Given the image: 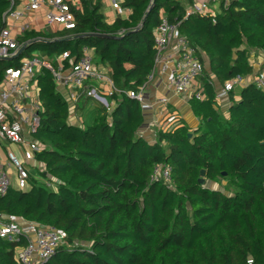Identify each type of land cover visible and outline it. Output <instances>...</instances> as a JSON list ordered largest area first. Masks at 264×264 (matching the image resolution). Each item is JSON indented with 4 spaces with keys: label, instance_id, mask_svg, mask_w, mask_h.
Instances as JSON below:
<instances>
[{
    "label": "trees",
    "instance_id": "trees-1",
    "mask_svg": "<svg viewBox=\"0 0 264 264\" xmlns=\"http://www.w3.org/2000/svg\"><path fill=\"white\" fill-rule=\"evenodd\" d=\"M12 1L19 4L0 0V30ZM75 1V28L21 35L26 50L0 60V85L27 58L40 54L59 65L68 53L62 61L70 68L89 47L123 92L109 95L113 105H96L91 124L75 122L72 102L52 72L39 68V175L31 174L30 189L12 187L1 196L0 213L64 233L45 264H264V89L249 81L238 98L230 92L226 109L217 98L227 81L254 75L252 53L264 52V0H222L218 13L189 16L195 0H122L129 15L111 20L103 0ZM165 15L179 23L206 68L197 80L202 98L189 100L198 126L172 111L152 140L140 134L143 106L125 91L148 83ZM159 166L171 168L169 182L152 179ZM26 245L24 238H0V264H21Z\"/></svg>",
    "mask_w": 264,
    "mask_h": 264
},
{
    "label": "built area",
    "instance_id": "built-area-1",
    "mask_svg": "<svg viewBox=\"0 0 264 264\" xmlns=\"http://www.w3.org/2000/svg\"><path fill=\"white\" fill-rule=\"evenodd\" d=\"M104 1V0H103ZM74 5L76 1L72 0ZM122 0H109L112 11L120 15L128 9L122 7ZM212 0L194 3L187 6V16L199 13L207 14ZM42 17L49 27L74 29L76 18L69 0H19L16 6L11 2L9 9L2 15L6 27L0 30V60L17 55L22 45L19 37L29 30L37 29L35 24ZM155 67L148 83L157 71L166 77L168 85L177 95H194L202 98V91H196L194 86L203 74L206 65L198 56L197 49L179 30V23L171 22L165 15L161 24L155 30ZM65 53L59 65H54L44 56L37 54L27 58L21 69H9L3 83L0 85V141L17 145L18 150L6 147V159H0V197L6 195L12 187L28 190L31 187V170L37 165V154L43 150L42 144L35 138L40 125L42 107L39 101H34L31 95L34 78L41 67L49 69L58 86L68 90V100L72 104L80 101L82 96L95 98L106 106L107 99L100 94L97 87L88 88L91 81L105 83L109 86L108 94L122 93L116 88L112 78L99 68L94 61L92 48H84L82 57L70 68H65ZM249 81L264 89V65L252 79L237 76L219 90L218 99L228 98L230 92L237 91ZM147 84L138 90L125 93L146 107L144 92ZM195 88V90H192ZM191 93V94H190ZM168 97L159 98L157 104L168 106ZM173 120V119H171ZM153 180H171V168L159 166L152 175ZM16 182V186L13 185ZM0 238L20 240L24 238L27 245L21 248L18 259L21 264H45L55 251L64 244L65 235L54 227L36 222H29L19 217L0 213ZM253 264V260L248 261Z\"/></svg>",
    "mask_w": 264,
    "mask_h": 264
},
{
    "label": "crops",
    "instance_id": "crops-1",
    "mask_svg": "<svg viewBox=\"0 0 264 264\" xmlns=\"http://www.w3.org/2000/svg\"><path fill=\"white\" fill-rule=\"evenodd\" d=\"M205 1H209V0H195V3H203ZM215 0H212V3ZM222 0H216V2H220L221 4ZM228 1V0H226ZM215 9L218 8V5L215 4L214 6ZM212 13V12H211ZM124 16L129 15V12L127 11L125 14H123ZM116 17V12L112 11L111 13V18L109 20H111L112 18ZM39 21L36 22L35 26L37 29L39 30H52V29H56V27H49L47 26L46 22L44 21V19L42 17H39ZM252 63L254 66V75H252L251 77H249V79H252V77L256 76L257 73L259 72V70L261 69V67L264 65V52L262 51H257V52H253L252 53ZM106 74H108L105 70V68L102 69ZM109 75V74H108ZM111 77V76H110ZM96 85L95 87H97V89L99 90L100 94H102L103 97H105L107 99V97L109 96L108 91H109V86L106 85L105 83H100ZM195 88L198 89L199 86V82L196 81L194 84ZM1 87V86H0ZM59 89L61 90L63 96L65 98H68V90L60 87ZM31 95L33 97L34 101H38V91L36 88L35 83L32 84V91H31ZM240 95V93L237 94L236 92V98H238ZM144 97H145V103L147 104L146 107L144 108V115H145V123L144 126L142 127L140 134L142 135H146L149 139H154L156 136V131L163 126V122L161 121L165 112L169 109L168 106L170 107H174V110L176 113H178L177 109H182V111L184 112L186 110L187 107L190 108L189 113H187L186 115H180L182 118H184L186 120V122L193 128L197 127L199 124V120L196 118V116L194 115V113L192 112L189 100L190 98L184 97V95H177L174 90L168 85L166 77L164 75H162L159 71L156 72L154 78L148 83L146 90L144 92ZM162 97H168L170 102L168 104V106H166L164 109L160 108V105L157 104V101L159 98ZM99 103L101 104H105L102 103L98 100ZM108 102V100H107ZM221 102V107L223 109H226L227 105H228V98L225 99H220ZM109 103V102H108ZM114 104V102H112V105ZM74 116H75V109H76V105L74 104ZM167 113V112H166ZM191 115L192 117H190L192 119L193 122H195L196 124L194 126L191 125V123L189 122L187 116ZM73 116V117H74ZM75 122H79V121H75ZM162 122V123H161ZM163 128V127H161ZM9 146H5V144L3 142L0 141V159L5 160L6 159V152H7V148ZM15 150H18L15 148Z\"/></svg>",
    "mask_w": 264,
    "mask_h": 264
},
{
    "label": "rangeland",
    "instance_id": "rangeland-1",
    "mask_svg": "<svg viewBox=\"0 0 264 264\" xmlns=\"http://www.w3.org/2000/svg\"><path fill=\"white\" fill-rule=\"evenodd\" d=\"M215 4L218 5V8L217 9L214 8ZM220 10H221V8H220V2H216V0L213 3H211L209 5V8H208V12L209 13H211V12L212 13H218ZM103 13L106 15L107 19H110L111 18L112 9L110 7L109 0H104L103 1ZM121 13H122V11H118V13H116V14L120 15ZM105 70L109 74V76H111L110 69H108V68L105 67ZM98 84L99 83L96 82V85H98ZM192 90H195V88H193ZM240 91H241V89L238 88L237 91H236L237 94L240 93ZM187 96L188 95H186L184 97H187ZM188 98H190V96H188ZM85 99H87V98H85ZM107 100H108L109 104L112 103V98L110 96L107 97ZM85 104H86V106L83 109L77 111V113L75 114V116L72 118V121L84 122L87 125L88 124H91L92 123V120L94 118L95 106L96 105L106 106L105 104L99 103L98 100L95 99V98L87 99ZM80 105L82 106L83 105V102ZM73 107H74V104H73ZM160 108L161 109H164L165 106H160ZM168 108L169 109L166 111L167 113L165 112V114H164V116H163L162 119L167 118L169 114L171 115L172 110H174V107L168 106ZM176 110H178V114L183 115V113H184V115H186L187 113H189L190 108L187 107L184 112L182 111V109H177L176 108ZM173 117L174 116H171L167 121H164V122L161 120L163 122V126H161V127H166L172 121L171 119H173ZM190 117H192V116L189 114L187 116V118H188L189 122L191 123V125L194 126L196 123L193 122ZM4 144H5V146H9L12 149H15V148L18 149L17 145L11 144L10 142H6ZM31 174L34 175V176H38L39 175V171L37 169H33V170H31ZM42 183H45L44 180H42ZM13 185L16 186V182L15 181H13Z\"/></svg>",
    "mask_w": 264,
    "mask_h": 264
},
{
    "label": "water",
    "instance_id": "water-1",
    "mask_svg": "<svg viewBox=\"0 0 264 264\" xmlns=\"http://www.w3.org/2000/svg\"><path fill=\"white\" fill-rule=\"evenodd\" d=\"M88 36H92V34L83 35V36H81V37H88ZM102 36H104V35H102ZM104 37H107V36H104ZM25 50H26V45L22 46V47L19 49V51H18V53H17L16 56L21 55ZM189 137H192V134H189ZM224 175H226V173H224ZM204 177H205V171L202 170V171H201V178H204Z\"/></svg>",
    "mask_w": 264,
    "mask_h": 264
}]
</instances>
